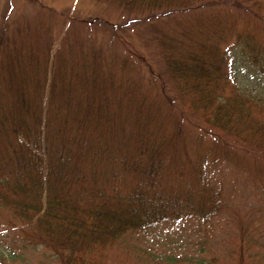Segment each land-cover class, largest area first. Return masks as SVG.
<instances>
[{
    "label": "trees",
    "instance_id": "trees-1",
    "mask_svg": "<svg viewBox=\"0 0 264 264\" xmlns=\"http://www.w3.org/2000/svg\"><path fill=\"white\" fill-rule=\"evenodd\" d=\"M103 1L119 13L118 21L100 16L68 17L60 34L54 33V25L45 19L49 7L39 0H24L37 15L15 22L24 25L26 32L13 40L14 47L7 34L14 26L8 19L10 1L0 19V83L8 92L4 98L12 97V103L0 99V208L14 213L17 224L21 221L27 230L23 229L28 240L49 250L57 264H103L98 253L129 242L139 231L156 228L168 211L167 200L146 194L144 184L124 196L113 175L116 169H133L151 178L161 159L155 144L143 143L134 155L117 153L112 145L100 141L114 105L107 97L114 60L108 59L106 46L83 40L78 47L74 44L84 33L91 38L94 27L110 35L109 47L117 41L129 44L133 35H141L140 29L145 28L160 55L158 71L140 58L139 65L142 70L145 65L149 68L148 80L154 82L169 109L187 105L215 130L216 135L211 132L215 138L230 139L252 157L264 160V94L243 88L232 47H222L224 35L218 39L204 32L197 39L185 31L179 39L173 27L185 17L213 7L217 0ZM224 2L239 7L248 4L264 20V0ZM54 16L57 20V10ZM54 16L48 15L50 19ZM220 22L214 23V30ZM26 37H34L35 42L26 41ZM82 47L92 55L78 57L77 50ZM247 48L240 52L249 63L245 65L248 72L264 77V57L253 45ZM122 53L124 59L118 53L122 72L130 71L129 59L143 56L132 43ZM65 56L64 65L59 66L56 59ZM131 97L137 101L134 92ZM136 106L139 112L145 111L144 104L138 102L117 104L119 112L127 109L128 114ZM182 116L176 119L179 128L184 125ZM90 151L95 153L91 159ZM198 156L207 166V158L200 152ZM173 210L172 217H178V208ZM238 237L243 241L240 249L248 251L245 242L255 238L245 233Z\"/></svg>",
    "mask_w": 264,
    "mask_h": 264
},
{
    "label": "rangeland",
    "instance_id": "rangeland-1",
    "mask_svg": "<svg viewBox=\"0 0 264 264\" xmlns=\"http://www.w3.org/2000/svg\"><path fill=\"white\" fill-rule=\"evenodd\" d=\"M8 1L0 0V19L1 14L7 13L3 9ZM11 1L13 7L8 19L12 26L15 22L22 23L36 17V10L24 0ZM42 1L50 8L44 14L47 23L54 25L53 31H57L54 33H62L68 17L120 19L119 13L103 0ZM213 5L176 23L173 27L179 36L175 35L181 39L188 31L190 37L201 39L207 32L219 39L223 34L222 47H232L243 88L264 94V77L248 72L245 65L249 63L240 52L244 47L248 50L250 44L264 57V20L256 16L248 4L229 6L224 0H217ZM56 10L58 22L54 16ZM48 15L54 17L50 19ZM219 21L218 29L214 30V23ZM78 28L84 30V26ZM24 32V25H14L13 29L7 30L12 47L13 40L18 41ZM140 32L141 35L134 34L127 45L117 41L109 47L110 35L98 27H94L91 38L84 33V38L74 40L76 47L81 40L86 44L106 46L108 59L114 60L113 80L107 95L114 105H111V118L108 126L102 129L100 141L105 145L109 143L121 154L137 155L140 145L145 143L158 146L160 168L151 178L133 169L114 171L122 194L128 196L144 184L146 194L161 196L168 203L167 216L159 226L139 231L130 237L129 242L119 243L96 257L102 256L103 264H264V160L255 155L252 157L242 145L238 146L230 139L215 138L211 134L216 135L215 130L206 126L200 113L193 112L187 105L175 109L177 111L169 109L171 106L160 99L161 94L155 89L154 82L148 80L149 68L146 65L144 70L140 68L138 58L150 62L156 73L160 59L152 35L145 28ZM15 33L20 35L14 37ZM26 41L34 43L35 38L26 37ZM131 43L143 56L129 59L130 71L122 72L118 53L122 57V51L130 48ZM77 54L84 58L92 52L82 47ZM65 58L56 59L59 66L64 65ZM0 89V99L12 103V97L4 98L8 93L6 85L2 87L0 83ZM132 92L137 101L131 97ZM73 98L78 100V95L74 94ZM127 102L144 104L145 111L139 112L136 106L130 114L127 109L119 112L117 104L126 105ZM181 114L184 115V125L179 128L176 119ZM199 152L207 158V166L198 156ZM94 154L90 151L88 157L91 159ZM175 206L179 210L178 217H172ZM11 219L13 223L10 224ZM23 229L21 221L17 224L14 213L0 208V264H57L49 250L36 247L28 240L29 235ZM242 233L255 238L245 242L249 248L245 252L240 249L243 241L238 237Z\"/></svg>",
    "mask_w": 264,
    "mask_h": 264
}]
</instances>
